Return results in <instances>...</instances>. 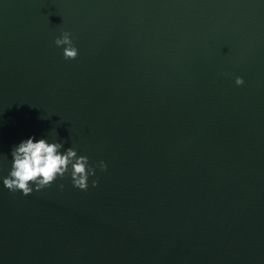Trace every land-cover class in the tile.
<instances>
[{"label": "water", "instance_id": "1", "mask_svg": "<svg viewBox=\"0 0 264 264\" xmlns=\"http://www.w3.org/2000/svg\"><path fill=\"white\" fill-rule=\"evenodd\" d=\"M0 264H264V0H0Z\"/></svg>", "mask_w": 264, "mask_h": 264}]
</instances>
